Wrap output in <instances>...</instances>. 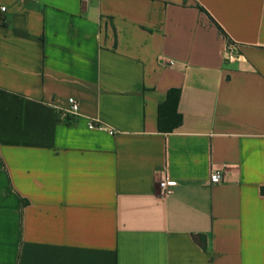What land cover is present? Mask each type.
<instances>
[{
  "label": "crops",
  "instance_id": "obj_1",
  "mask_svg": "<svg viewBox=\"0 0 264 264\" xmlns=\"http://www.w3.org/2000/svg\"><path fill=\"white\" fill-rule=\"evenodd\" d=\"M0 264H264V0H0Z\"/></svg>",
  "mask_w": 264,
  "mask_h": 264
},
{
  "label": "built area",
  "instance_id": "obj_2",
  "mask_svg": "<svg viewBox=\"0 0 264 264\" xmlns=\"http://www.w3.org/2000/svg\"><path fill=\"white\" fill-rule=\"evenodd\" d=\"M28 2H36L38 0H24ZM2 11L6 10V7L1 8ZM239 46L231 41L227 42V47L225 49V57L227 60L231 61L233 59L239 58ZM169 64H173V61H169ZM80 113V103L74 99H69V110L68 114L71 116H78ZM89 127L91 129H104L103 126H96L94 123H90ZM224 178L223 171H213L210 176L212 183H220ZM177 186V183L170 178V173L168 168L160 170L157 174V194L161 199H165L171 196L174 193V189Z\"/></svg>",
  "mask_w": 264,
  "mask_h": 264
},
{
  "label": "trees",
  "instance_id": "obj_3",
  "mask_svg": "<svg viewBox=\"0 0 264 264\" xmlns=\"http://www.w3.org/2000/svg\"><path fill=\"white\" fill-rule=\"evenodd\" d=\"M176 111V93L171 91L169 93L167 101L161 105V112H163V117L170 118Z\"/></svg>",
  "mask_w": 264,
  "mask_h": 264
}]
</instances>
